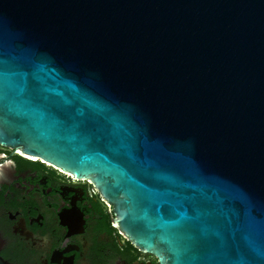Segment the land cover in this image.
I'll list each match as a JSON object with an SVG mask.
<instances>
[{"label":"water","instance_id":"95a60500","mask_svg":"<svg viewBox=\"0 0 264 264\" xmlns=\"http://www.w3.org/2000/svg\"><path fill=\"white\" fill-rule=\"evenodd\" d=\"M0 143L159 264H264V0H0Z\"/></svg>","mask_w":264,"mask_h":264},{"label":"flooded vegetation","instance_id":"af4514ba","mask_svg":"<svg viewBox=\"0 0 264 264\" xmlns=\"http://www.w3.org/2000/svg\"><path fill=\"white\" fill-rule=\"evenodd\" d=\"M0 143V256L8 264H159L86 180Z\"/></svg>","mask_w":264,"mask_h":264}]
</instances>
